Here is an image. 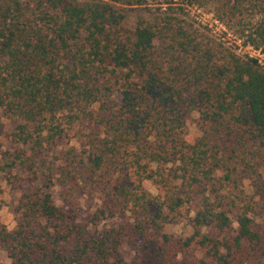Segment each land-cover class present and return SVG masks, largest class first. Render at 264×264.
Listing matches in <instances>:
<instances>
[{
	"label": "trees",
	"instance_id": "1",
	"mask_svg": "<svg viewBox=\"0 0 264 264\" xmlns=\"http://www.w3.org/2000/svg\"><path fill=\"white\" fill-rule=\"evenodd\" d=\"M206 8L230 41L190 20ZM241 48L264 58V0H0V134L9 115L29 146L8 167L33 170L61 114L87 138L0 226L9 264H264V66ZM53 171L97 205H56Z\"/></svg>",
	"mask_w": 264,
	"mask_h": 264
},
{
	"label": "rangeland",
	"instance_id": "2",
	"mask_svg": "<svg viewBox=\"0 0 264 264\" xmlns=\"http://www.w3.org/2000/svg\"><path fill=\"white\" fill-rule=\"evenodd\" d=\"M154 6L149 7H128L124 9L123 25L125 28L132 30L140 19L152 20L154 18ZM190 20L194 21L195 26L202 33L210 34L216 42L230 41L232 38L223 35L224 28L214 20L211 8L193 9L189 14ZM242 49V48H241ZM248 51L252 56L259 57L261 64L264 66V58L251 49H242ZM2 131L0 134V226L11 230L15 227L16 206L21 195L28 191L41 189L46 183L44 177L45 168L55 165L58 168L65 158V154L69 148H74L77 155H80L84 149L85 131L79 121H71L69 115L64 113L58 116L57 123L61 124L65 137H55V143L51 148L43 149L41 156H37L33 170L27 169L25 166L16 165L8 167L14 155L19 152L28 153V145L17 143L12 138L14 127L17 123L16 119L2 114ZM186 130L189 137L193 139L198 136V131L194 125L189 122ZM7 165V166H6ZM58 171H53V178L49 191L56 205H68L78 208L81 213L88 211L90 207L97 205L96 198L90 195L84 188L83 178H79L76 183H62L58 178ZM82 177V176H81ZM247 185V182H245ZM144 188L151 194H156V188L151 183H145ZM196 204L193 205V209ZM169 233L174 235H184L188 233V228L184 223L169 226ZM0 264H9V260L5 253L0 250Z\"/></svg>",
	"mask_w": 264,
	"mask_h": 264
}]
</instances>
